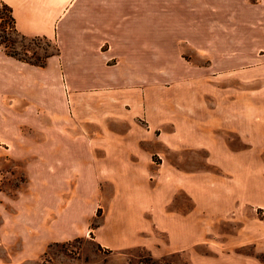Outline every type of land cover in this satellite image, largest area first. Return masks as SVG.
<instances>
[{
	"label": "rangeland",
	"instance_id": "1",
	"mask_svg": "<svg viewBox=\"0 0 264 264\" xmlns=\"http://www.w3.org/2000/svg\"><path fill=\"white\" fill-rule=\"evenodd\" d=\"M179 1L156 28L145 0L107 75H50L47 91L31 73L11 82L9 61L51 66L58 42L20 34L0 1V264H264V0ZM115 115L150 163L121 186L65 163ZM124 196L146 212L115 247Z\"/></svg>",
	"mask_w": 264,
	"mask_h": 264
},
{
	"label": "crops",
	"instance_id": "2",
	"mask_svg": "<svg viewBox=\"0 0 264 264\" xmlns=\"http://www.w3.org/2000/svg\"><path fill=\"white\" fill-rule=\"evenodd\" d=\"M0 1L11 9L15 29L20 34L53 38L56 39V42L60 46V56L49 60V63H53L51 66L48 64L46 67H33L9 61L11 66L9 68L11 82L14 79L15 83L21 84L27 77L25 75L31 73L35 75L36 79L38 78L36 82L42 91H47L49 88V82L48 80L46 81L47 76H56L58 73H63L65 76L86 77L85 80L74 81L76 84H80L82 81L86 82L88 79L90 80V77H104L108 74V71L112 70L111 65L108 63V60L111 58L110 53H108L111 50V44L114 41L117 44L129 42L128 28H144L145 0ZM165 1V8L163 10H166L167 7H173L174 2L177 0ZM182 4L185 8L181 9L185 10L187 4L182 0L179 1V4H175V6ZM152 5L153 13H156L154 14L153 23H151L152 27L161 28L162 26L171 25L170 19L161 17V12L163 11L162 1L152 0ZM106 44H109L108 48H106ZM104 45L105 47H103ZM12 64L16 65L12 68ZM54 69L58 72L55 73ZM33 80L32 82H34ZM121 82V79H118L116 85L120 86ZM58 120V118H54V126L59 124ZM110 122L112 127L108 124ZM110 122H107L101 128V133L104 136H89L88 140L90 143L89 147H86L87 150L80 151L77 148L73 149L68 154L72 158L66 160L65 163L67 162L69 166L78 171L81 168L78 167V169L76 166L83 163L91 173H97L98 171L106 173L117 172L119 174L118 176L116 175L115 181L118 184L120 182L121 186L122 181L128 180L129 175L135 177L139 174L138 172L145 169V166L150 167V163L148 160L146 161L147 164L144 161L138 162L135 158L136 150L133 149L134 151L132 152L125 148L123 141L127 138L124 135L125 132H122L120 129L122 124H124L121 117L115 115ZM233 130L237 132L238 128L235 127ZM249 130L251 131V126ZM99 139H110L111 142L109 143L111 147L97 142ZM97 143L100 144L101 148L98 147ZM122 172H125V175ZM113 179L114 177L111 176L110 180ZM129 186L136 187L135 180H132ZM183 186L184 184L176 188L182 189ZM183 189L187 193V185ZM132 192L136 191L132 190ZM126 199L125 197L123 203L122 197L118 198L119 203L122 204L116 212V219L120 222V226L106 224L105 227L107 235L109 234L110 236L111 233L116 234L117 238L107 237L105 239L107 244H112L115 247H128L132 245L133 242L131 239L125 238V234L139 227L140 222L138 220L146 212V208L141 203L138 204V197H129L128 201L130 203H127ZM169 202L170 200L164 202V206ZM148 203H145L146 206H149ZM176 231L180 230L176 229ZM118 236L120 237L118 238Z\"/></svg>",
	"mask_w": 264,
	"mask_h": 264
},
{
	"label": "trees",
	"instance_id": "3",
	"mask_svg": "<svg viewBox=\"0 0 264 264\" xmlns=\"http://www.w3.org/2000/svg\"><path fill=\"white\" fill-rule=\"evenodd\" d=\"M1 5H2L5 9L8 10V12L10 13V16H11V9H10L7 5H5L4 3H2V2H1ZM11 20H12V22L14 23V19H13L12 16H11ZM14 29H15V28H14Z\"/></svg>",
	"mask_w": 264,
	"mask_h": 264
}]
</instances>
